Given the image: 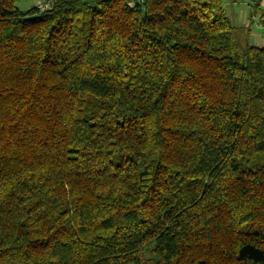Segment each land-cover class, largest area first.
I'll list each match as a JSON object with an SVG mask.
<instances>
[{
  "label": "trees",
  "instance_id": "1",
  "mask_svg": "<svg viewBox=\"0 0 264 264\" xmlns=\"http://www.w3.org/2000/svg\"><path fill=\"white\" fill-rule=\"evenodd\" d=\"M48 1L0 0V264H264V45L226 0Z\"/></svg>",
  "mask_w": 264,
  "mask_h": 264
},
{
  "label": "crops",
  "instance_id": "2",
  "mask_svg": "<svg viewBox=\"0 0 264 264\" xmlns=\"http://www.w3.org/2000/svg\"><path fill=\"white\" fill-rule=\"evenodd\" d=\"M240 1L241 2L238 3V7H236L234 6V4L231 5L230 0H226L223 4L224 14L225 8L228 6V12L233 13L231 14V16H233L234 19H237L238 23H240V26L244 29V32L249 37V40L253 41V43L257 42L261 37V33H264V23H262L260 20L258 22L256 21V18L258 16V8H264V0ZM249 44H251V42Z\"/></svg>",
  "mask_w": 264,
  "mask_h": 264
},
{
  "label": "rangeland",
  "instance_id": "3",
  "mask_svg": "<svg viewBox=\"0 0 264 264\" xmlns=\"http://www.w3.org/2000/svg\"><path fill=\"white\" fill-rule=\"evenodd\" d=\"M36 1L37 0H18L17 2V6L21 9V10H26L32 6L36 5ZM231 1V5L234 4V6L238 7V3H240V0H230ZM225 14L228 17V19L230 20L231 24L238 29V31H240V40H242L243 42H248L253 45H257V46H263L264 45V33H261V37L258 39L257 42L250 41L249 37L247 36V34L244 32V29L240 26V23H238L237 19H234L233 16H231V14L233 13H229L228 12V6L225 8ZM237 15V14H236ZM238 17V15H237ZM239 18V17H238ZM256 21H259V16H257ZM250 41V42H249ZM241 230L243 231H247V232H260V233H264V224H256V223H245L244 225L241 226ZM145 250H148L147 248H145Z\"/></svg>",
  "mask_w": 264,
  "mask_h": 264
},
{
  "label": "built area",
  "instance_id": "4",
  "mask_svg": "<svg viewBox=\"0 0 264 264\" xmlns=\"http://www.w3.org/2000/svg\"><path fill=\"white\" fill-rule=\"evenodd\" d=\"M50 2L48 0H37L36 1V7L40 10H44L49 7Z\"/></svg>",
  "mask_w": 264,
  "mask_h": 264
}]
</instances>
